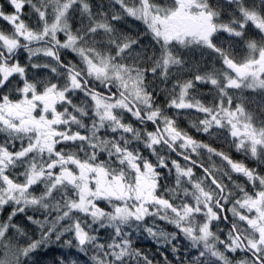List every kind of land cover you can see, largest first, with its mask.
Returning <instances> with one entry per match:
<instances>
[{
	"label": "clouds",
	"instance_id": "obj_1",
	"mask_svg": "<svg viewBox=\"0 0 264 264\" xmlns=\"http://www.w3.org/2000/svg\"><path fill=\"white\" fill-rule=\"evenodd\" d=\"M29 3H31V0H29ZM70 5L71 0H68V3L62 6L58 23H48L44 13H40L42 19L41 27L34 31H29L27 34L29 40L44 41L40 48L32 49L29 48L28 44L22 45L28 50L30 56L34 52H42L45 56L51 57L52 60V62L45 61L33 64V71L38 73V75L31 81L25 79L24 87L26 89H37L44 97L48 93L55 92L57 99L65 101L67 104L62 112L53 113V130L45 143L30 145V148L38 149L41 153L46 152L47 161L29 163L27 183L21 191L24 192L29 185L38 181L43 182L44 191L41 196L31 194L25 196L24 203L35 209L34 215L36 213L45 214L46 221L47 216L51 215L52 209H56L57 214L53 217V221L56 222L61 230H75V235L79 239V244L76 245L78 251L83 250L79 245L84 243V239L81 238L83 229L80 225L79 217L75 213L90 215L93 222L99 223L101 227L107 224L109 227L119 231L121 226L130 225L133 218L140 221L153 215L158 217L161 209L165 211L171 209L173 213H176L172 223L177 226L179 231L183 233L185 240L189 242V252L192 249L196 250L183 264H199L205 258H207L206 264H251L250 261L233 259L236 248L241 245L233 243L229 246L225 243L224 249H220L216 245L213 250V245L220 241V237L218 232L212 229L211 225L213 221L218 224L220 216L208 206L213 201L218 203L220 194L217 193V189H220L222 193L223 187L216 179L212 165L206 167L203 163H199L198 160L190 157H187L189 163L184 166L179 165L175 159L171 161L176 167L177 173L189 178L195 190L192 195L195 196L197 205L203 206V208L185 206L179 213L170 203V197L173 193L169 192L160 183V180L163 179V173L156 171L158 166H164L167 169V157L156 151L157 146H160L161 140L169 149L181 155L190 150L191 153L200 156L199 150L202 149H207L209 153L219 154L207 141L195 139L187 130L181 129L177 131L176 129L180 127L179 117L167 113L166 109L169 105L177 108L192 107L202 110L205 116L203 120L197 123L195 119L189 118L188 123L198 132L206 135H213L211 128L214 123H222L226 119H231L237 113L239 118L243 120H264V116H260L254 111H249L243 101L238 100L233 106L232 97L228 91V86L236 81H239L237 86L253 88L256 83L255 74L251 78H248L245 73L233 74L231 72L232 65L227 61L229 52L221 44L210 43L211 36L217 34L220 29H227L229 33L236 30L227 24L215 23L214 17L218 16L219 13L207 6L208 14L204 19L208 23V32L199 42L202 45V49L201 53L197 54L210 55L213 59L219 60L224 67L214 73L196 72L186 78L180 84V102L177 103V98L172 97L168 100L167 105L162 106L156 102V97L153 95L155 91L153 82L158 79L165 80L172 73L187 71L188 60L181 54L168 52L165 60V64L168 67V72L166 73L159 70V62L153 59L147 50L142 48L144 36L152 33L150 21L144 18L145 9L148 7L144 0H140L139 4L131 7L125 4L124 0H109L108 7L104 8L101 6L97 13H93L89 6L85 5L87 22L81 20L75 27L72 16L68 11ZM32 7L36 8V5L33 4ZM37 11L39 13L40 10L37 9ZM153 11L159 15L158 10L153 9ZM136 23L145 25V32L137 34ZM60 33L65 36L63 40L59 38ZM179 43L181 47L186 46L184 41ZM187 44H191V40ZM20 46L13 41L8 46L7 51L12 53L14 48ZM249 46L264 49V36L259 41H253ZM64 53L71 54L67 63L61 60V55ZM3 55L4 53L0 52V57ZM73 56L76 57L75 60L71 58ZM24 69H27V65L24 66ZM24 69H21L22 76L25 75ZM61 77H63L62 83ZM197 83H207L210 89L215 90L212 94H218V99L214 104L194 96L189 98V89L194 88ZM261 86L264 87V82H261ZM101 88L107 89L109 92H111L112 88H115L116 92H112L111 96H106L99 91ZM69 91L73 92V96L67 95ZM98 98L105 101L102 107L98 103ZM225 98L228 99L227 105L224 104ZM89 101H91V104ZM141 107L144 110L143 115H141ZM89 108L100 117L101 127H103V122L107 121L108 126L113 131L123 129L125 132L132 133V139L137 141L142 139L141 130L134 128L130 122L123 123L122 117L112 116L111 110L113 108H126L133 117L141 120V122L152 121L155 123L156 119L159 118L163 122V133L158 128L155 132H147L142 139L143 146L153 156L158 157L157 163H148L147 157L142 156L140 149L130 150L127 146L121 147L119 141L115 139L99 141L95 138V133L86 138L78 131L72 132L71 135L67 134V130L54 131L55 127H58L60 123L65 125L73 123L80 128H86L85 121L88 118ZM261 112H264V107L261 108ZM105 113H108L107 117ZM223 127L229 128L230 125L223 123ZM20 130L23 129L21 128ZM165 134L168 137L167 139H164ZM76 139L83 140L86 144L101 150L107 148L110 153H113L116 161L121 166L117 175H121L124 168L139 172L137 161H145V167L152 173L151 192L148 195H144L140 191H136L134 202L129 200L131 207L126 208L123 213L108 212L100 207L97 203L98 200L110 202V194L100 188L89 193L86 197L81 195L79 198L72 199L64 205L53 203L55 200L54 190L63 186L60 181L67 176L65 169L69 164H73L74 159L80 158L77 150L66 151L64 148L58 149L57 145L61 141ZM82 149L83 146H81ZM28 151L29 148H25L20 155H26ZM103 163V161H100L96 166L99 167ZM57 167L60 168L58 174L54 171ZM195 167L202 169V176L192 179L195 175ZM86 170L91 171L90 168ZM237 170L243 169L239 168ZM81 182L82 178L77 181V188H79ZM184 191L187 192L188 189L185 188ZM13 199L17 198L13 197ZM7 204V198L0 197V206ZM203 209H207V211H203ZM229 209L236 214L238 211L237 202L234 201L229 206ZM20 211L22 209L13 208L7 220L2 222L0 238L11 240L9 225L13 216ZM198 212L203 213L204 219L200 222L202 226L198 229L199 234H194V228L184 227L182 222L192 223V214ZM26 219L34 225L47 226L41 221H34L31 215L27 216ZM165 219H167V215ZM53 221H48L47 223L52 224ZM64 221H67V223ZM49 231H51V228H49ZM170 235L173 239L177 238V232H172ZM88 238L95 239V237ZM209 240L212 243H208ZM220 242L223 243V241ZM36 247L35 242L29 243L27 246L17 247L18 259L16 264H26L25 257L28 256L30 250ZM229 252L233 256H229ZM49 264H78V261L74 255L66 252L64 255L58 254L49 261Z\"/></svg>",
	"mask_w": 264,
	"mask_h": 264
},
{
	"label": "trees",
	"instance_id": "obj_2",
	"mask_svg": "<svg viewBox=\"0 0 264 264\" xmlns=\"http://www.w3.org/2000/svg\"><path fill=\"white\" fill-rule=\"evenodd\" d=\"M154 0H144L147 5H152ZM164 1V0H162ZM14 2L21 4V11L19 13L21 23L29 30L34 31L42 25V19L40 13H44L45 19L48 23L57 15L58 5L68 0H0V37H16L15 28L6 19L8 16H12L15 13ZM128 6H135L140 3V0H124ZM109 0H71L69 8V14L72 16L74 27L79 24L81 20L87 22V13L85 12V5H88L93 13H97L101 6L108 7ZM35 4L36 8L32 5ZM220 2L217 6L218 10H221L220 17L224 19L222 14V6ZM117 7H119L117 5ZM39 9V13L37 11ZM232 9V8H231ZM230 18L234 17V13L230 12ZM237 17V14L235 15ZM135 28L137 34L145 32V25L136 23ZM103 32V30H101ZM59 38L64 39V36L60 33ZM159 38H154L149 34H146L142 40V48L147 50L152 58L157 60L160 64V71H164L162 67V59L164 55V45L161 42L155 41ZM44 44V41H33L29 48H40ZM223 45V44H222ZM228 47L229 44L223 45ZM0 52L4 55L0 57H10L11 54L7 53L0 38ZM70 53H64L61 55V60L65 63L68 62ZM73 60L76 57H71ZM45 61L52 62L51 57H47L43 54H32L30 56L28 50L25 48L19 49L18 52L10 60V63L17 62L25 70V75L20 73L10 77L15 85H10L4 80L5 76L0 71V94L5 93L7 87H17V83L20 79L33 80L38 73L33 71L32 65L36 63H43ZM79 63V61H77ZM151 63V61H149ZM168 72V71H164ZM189 72V71H187ZM8 78V77H7ZM186 79L185 73H172L167 79H158L153 82L155 91L153 95L156 97V102L166 105L168 97H176L180 84ZM61 83L63 77L60 78ZM175 82V83H174ZM215 90L210 89L209 85L196 86L193 89L194 97L201 98L206 102L215 103L218 99V94H212ZM230 96L232 97V105L234 106L238 100L243 101L249 111L261 114V108L264 107V97L261 93L253 92L252 90L237 91L228 89ZM169 97V98H170ZM224 104H228V99L225 98ZM67 106L66 102L63 104V109ZM178 110L172 108V113ZM179 119L180 116L178 115ZM242 122L251 124L253 127L263 129V122L261 119L255 121H247L241 119ZM213 135H202V141H207L211 147L217 150L219 155L225 156L229 161L239 164L242 168L249 170L252 176V181L243 172H235L231 166L222 159L213 158V163L210 164L206 160H201L206 167L212 165L214 169V175L216 179L221 183L223 187V195L219 200V204L223 206L225 218L222 216L221 209L214 201V210L219 214L220 219L217 224L212 222V229L217 231L220 237V241H217L213 245V250L216 245L220 249H224V245L230 243L231 237L234 236L232 227L236 230L238 235L243 240L245 246L248 249H252L247 245V238L255 236L254 230L250 228L244 221H242L237 215L232 213L229 206L233 201H237L243 198V195L247 194L250 197H254L258 192L262 190L264 185V144L257 145L254 150H251L248 144H242L237 147L236 138L232 137L228 128L213 127L211 129ZM26 144L20 140L13 139L11 135L2 133L0 134V147L6 148L9 152H17L21 150ZM164 153V152H163ZM142 156H144L142 154ZM145 157V156H144ZM179 162V165L184 166L182 161L174 157ZM151 163L156 164L157 159L154 158ZM28 159L21 160L17 163V169L12 173H8L9 176L21 179L24 172L22 167L25 166ZM159 172L163 173V179L160 183L172 192L170 197L171 205L179 212L185 206L193 208L195 204V196L192 195L194 188L191 182L186 176L177 173L176 169L171 166L169 169L159 168ZM194 179L197 176H202V171L195 168ZM209 183H211L209 181ZM188 191L185 192L184 189ZM264 188V186H263ZM175 190V191H173ZM44 191V189H43ZM68 191V190H67ZM69 192V191H68ZM217 193L218 190H217ZM39 196L41 194L32 193ZM55 200L53 203L64 205L68 202V194L58 191H54ZM227 197V199H225ZM11 204V203H10ZM217 206H216V205ZM8 207H3L0 213V227L3 226L2 222L7 220L8 215L14 208L13 204ZM22 211L17 212L13 216L10 222V236L11 240H5L0 238V264H16L18 255L16 248L19 246H27L29 243L35 242L37 247L29 251L27 257H25L26 264H49V261L55 258L58 254L64 255L66 252H70L74 255L78 261V264H183V262L189 258L196 250L192 249L189 252V242L184 238V235L176 225L172 223V219L175 217V213L168 209L165 211L161 209L159 216L145 217L143 220L137 221L133 218L130 225H123L117 231L113 227H109L105 224L103 227L99 223L93 222L90 215L83 213H75L79 217V222L82 229L85 232V240L82 245H79L82 251H78L76 245L79 244V240L75 235V230H61V228L53 221V217L57 214L56 209H52L51 215L47 216L45 220V214L36 213L35 209L31 206H26ZM111 211V208H110ZM73 212H75L73 210ZM33 216L34 221H41L47 226L34 225L30 223L26 217ZM167 215V219L165 216ZM192 223L183 222L185 227H193L194 234H199L198 229L201 227V221H203V213H193ZM48 221H53L52 224H48ZM67 223V221H64ZM51 228V231H49ZM172 232H177V238L173 239L170 235ZM230 234V235H229ZM88 237H95V239H89ZM235 237V236H234ZM208 243H212L211 240ZM200 247V246H198ZM253 250V249H252ZM255 255L264 264V251L255 252ZM229 256H233L231 252ZM206 259L200 261L199 264H206ZM215 259V258H214ZM233 259H241L250 261L251 264H258L253 256L247 252L243 247H238L235 251Z\"/></svg>",
	"mask_w": 264,
	"mask_h": 264
},
{
	"label": "flooded vegetation",
	"instance_id": "obj_3",
	"mask_svg": "<svg viewBox=\"0 0 264 264\" xmlns=\"http://www.w3.org/2000/svg\"><path fill=\"white\" fill-rule=\"evenodd\" d=\"M219 2L221 3L220 6L223 7L222 11L225 13L222 14L224 19H221L220 17L221 10L217 9ZM149 6L151 12H153V9L159 10V15H154V18L156 19V26L153 27L154 31L152 30L150 35L154 38H159V40L155 39V41L161 42L164 45V55L162 62L163 60H166L168 52L183 55L188 60L187 71L189 72H184L186 78L190 77L196 72L214 73L224 67V65H222L219 60L213 59V57L210 55L204 56L203 54H197L201 53L202 49V45H200L199 42L208 32V23L204 19V17L208 14L207 6H210L211 10L218 12L219 15L214 17V22L219 24H227L236 31L229 33L227 29H220L217 34L211 36L210 43H217L221 45L228 43L229 46H224V48L229 52L227 61L232 65L231 72L233 74L245 73L248 78H251L252 75L255 74L256 81L253 88L237 86L239 81H236L234 83L235 85H229L228 89L237 91L252 90L253 92L261 93L264 97V87L261 86V82H264V49L249 46L253 41H259L261 37L264 36V0H154L152 5ZM231 10L234 13V17L232 18L229 16ZM169 12H172V14H170L168 19H164V14ZM236 14L237 17H235ZM245 15L249 16L251 19H247ZM188 16L193 17L200 24V28L197 33L190 37L185 36L182 31L185 24L183 19L184 17ZM237 33H239V35H237ZM4 37L7 39L6 36ZM189 40H191V44H187ZM36 41L40 42L39 40ZM180 41H184L186 46L181 47L179 43ZM32 42L33 41L27 42L23 39H20L18 44L21 46L14 48L12 54L10 53V57L3 58L7 64L16 65L19 68L18 72L11 74L8 76V78L5 76L6 79L4 81L11 83L10 85H15V82L12 81L10 77L18 73L21 74V69H23V67L17 62L10 63V60L19 49L24 48L22 45L30 44ZM164 71H168L166 64ZM24 81L25 79H20L17 82L19 83V85L17 84V87H7L5 88V93L0 94V134L5 133L11 135L13 139H18L26 144L21 150L17 152H9L6 148L0 147V191L5 190L6 188L10 189L12 187L25 186L27 183L29 163L47 161L46 152L41 153L38 149L30 148V145L45 143L46 139L50 135V132L53 130V113L62 112L63 104L65 103V101L57 99L55 92H51L48 93V95L53 94L55 99L54 108L47 109L46 106L49 105V102L48 100H45V98L48 95L44 97L37 89H26L24 87ZM200 85L208 84H196V86ZM193 89L194 88L189 89V98L194 96ZM99 91L103 92L106 96H111V93L116 92V89L112 88L111 92H109L107 89L101 88ZM67 95L73 96V92L69 91ZM117 95H119V93H117ZM169 97L168 100L172 98ZM104 102L105 101L103 99L98 98V103L101 107L103 106ZM89 103L91 104V101H89ZM172 108L174 110H178L175 115L180 116L178 121L180 127L176 130L180 131L181 129H185L191 133L195 139L202 141L201 136L204 134L193 128L188 123V119H195L197 123H199L200 120L205 118L203 111L192 107L177 108L173 105H169L166 109L169 115H174L172 113ZM69 110L71 111L70 107ZM140 110L141 115H143V108L141 107ZM111 115L122 117L123 123L130 122L134 128L140 129L142 139L147 132H155L158 128L161 130V133H163V122L159 118L156 119L155 123L152 121L141 122V120L133 117L126 108L116 111L111 110ZM105 116L107 117L108 113H105ZM260 116H264V112H261ZM232 119L234 127H236L239 131L244 132V136L242 137V142L240 145L245 143L250 145L249 139L254 137L256 131H261V133L264 132V127L263 129H258L249 123L242 122L238 113L234 114ZM262 122L264 124V120H262ZM85 123L87 125L86 128H80L78 125L73 123L68 125L60 123L58 127H55L54 131L61 132L67 130V134L69 135H71L72 132L78 131L86 138L91 136L92 133H95V138L99 141L115 139L119 141V145L121 147L127 146L130 150L138 148L140 149L141 154H143L148 159L153 161L154 158H156L158 160L157 156H153L148 151V149L143 146L142 139L141 141L132 139V133L125 132L123 129H117L113 131L108 126L107 121L103 122V127H101L100 117L97 116L91 108L88 109V118ZM213 127H219V125H213L212 128ZM21 128L23 130H20ZM228 129L231 134L230 130L232 128L229 127ZM167 138L168 137L165 134L164 139ZM263 144L264 139L262 142V139L256 138V143H254V146L250 148L251 150H254L257 145ZM81 146H83L82 150ZM25 148H29V151L26 155L15 161L11 159L8 161L4 160L5 154L9 156L19 155V153H22ZM57 148H64L66 151L75 149L78 151L80 157L79 159H74L73 164H69L65 169L70 171L73 175L75 182L74 185H70L61 179L60 184L63 186L57 188L58 191L68 194V201L77 199L82 194L87 196L89 193L97 190V188H100L110 194V202L106 200H98L97 203L101 208L111 212L114 209L120 210L130 208L131 205L129 204V200H133L134 202L136 191H140L144 195H148L151 192L150 186L152 183V173L149 172L145 167L146 162L143 160L137 161L139 165V172L133 171L129 168H124L123 173L121 175H117V172H119L121 166L116 161L115 155L110 153L107 148L101 150L93 147L92 145L86 144L85 141L80 139L61 141V143L57 145ZM203 150L205 149L199 150L200 156H197L195 153H191L190 150L184 152L181 155L169 149L168 146L164 144L163 140H161L160 146H157L156 149L158 153L167 157V169L173 166L171 161L174 159V157L178 158L184 164L189 163L187 157L198 160L199 163H201V160H208V158L204 156ZM213 154L219 156V154ZM213 158L214 157L212 156L210 161H208L213 163ZM24 159H28V162L26 163L25 170L24 167H22L24 174L21 179H16L9 176L8 173L15 171L17 169L16 164ZM100 161H103L104 163L97 167L96 165ZM147 162L151 163L149 160H147ZM177 163L179 164L178 161ZM162 167L165 168L164 166H158L156 171H159V168ZM173 167L176 169L175 166ZM87 168H90L91 171H87ZM195 168L202 171V169L199 167ZM54 171L58 174L60 172V168L57 167L54 169ZM243 173H245V175H247V173L251 175L249 170L246 169H244ZM81 178L82 182L80 183L79 188H77V181ZM43 189V182L38 181L27 187L26 195H33L32 193L43 195ZM7 200V205L0 206V213L3 207H8L11 209V204H13L14 208H23L29 206L27 204H16L14 201L9 199ZM262 240L264 241V236L262 237Z\"/></svg>",
	"mask_w": 264,
	"mask_h": 264
},
{
	"label": "rangeland",
	"instance_id": "obj_4",
	"mask_svg": "<svg viewBox=\"0 0 264 264\" xmlns=\"http://www.w3.org/2000/svg\"><path fill=\"white\" fill-rule=\"evenodd\" d=\"M65 3H68V2H64V3H61V4L58 5L57 15L51 21V23L52 22H56V23L59 22L60 10H61L62 6ZM13 5H14V8H15V13L12 16H8L6 19L15 28L17 36L16 37H7V39H5L4 36L0 37L1 40H2V43H3V46L5 47L6 51H7L8 46L13 41H15L17 43L20 41V39H23L24 41H27V42L36 41L35 39L29 40L27 38V34H28L29 30L20 21L19 13L21 11V4H19L18 2H14ZM147 6L148 7L145 9V12H144V18H145V20H149L150 21V23L152 25V30L154 31L153 27L156 26V19L154 18V15L156 13L153 10H152L153 12H151L150 6L149 5H147ZM156 10H158V9H156ZM170 14H172V12L164 14L163 18L164 19H168ZM245 16H246L247 19L248 18L251 19L249 16H247V15H245ZM61 34L64 36L63 33H61ZM64 38H65V36H64ZM33 49H36V48H33ZM7 53H9V52L7 51ZM33 54H36V55L37 54L38 55L39 54H43V55H45L42 52H34ZM164 61L165 60H163V64H162L163 68H165ZM0 71L2 72V74L4 76L8 77V76H10L13 73L18 72L19 68L16 65H9L3 59H0ZM179 95H180V88L178 90V94L176 95L177 103L180 102L179 101ZM121 109L122 108H113L112 110L116 111V110H121ZM223 123H228L230 125V127L232 128L230 130L231 134H232V136L234 138H236V141H237L236 144L240 146V143L242 142V137L244 136V132L243 131H239L236 127H234L232 118L231 119H226L222 123H214L213 125H219V127H223ZM256 138L262 139V142H263L264 132L261 133V131H256L254 137L249 139V142H250L249 147L254 146V143H256ZM203 154H204V156H206L208 158L209 161H210V158L213 156L215 158L222 159V161L226 162L227 164H229V166H231V164L233 163V162L229 161L225 156H221V155L218 156V155H214L213 153H209L207 151V149L203 150ZM22 156H24V155H20V153H19V155H15V156H9V155L5 154L4 155V160L8 161V160L11 159V160L15 161V160L19 159ZM205 160L208 161L207 159H205ZM237 166L238 167H242L239 164ZM246 176L248 177V179L250 181H252V176L249 175V173H247ZM193 177H192V179H193ZM187 179H188V177H187ZM263 186L264 185L261 186L262 190L260 192H258L254 197H250L249 195L245 194V195H243L242 199H239V200L235 201V202H237V208H238V211H237V213L235 215H237L242 221H244L250 228H252L254 230L255 236L247 238V245L250 248H252L257 253L261 252V251L262 252L264 251V241L262 240V237L264 236V188H263ZM22 188H24V186L12 187L10 189L6 188L5 190L0 191V197L7 198V199H9L11 201H14L16 204L26 205L24 203V198H25V196H27L26 195V190L24 192H22L21 191ZM82 195L86 197L85 194H82ZM13 197H16L17 199H13ZM194 207L203 208L202 205H197L196 198H195V204H194L193 208ZM208 207L211 208L213 211H215L214 210V201L211 204H209ZM125 210L126 209H120V210L114 209L111 212L123 213ZM181 211H179V212H181ZM203 211H207V209H203ZM175 215H176V213H175ZM81 238H83L85 240V232H84V230H83ZM233 243H235L237 245H240L239 242L236 240V238L234 236L231 237L230 243L228 245L231 246Z\"/></svg>",
	"mask_w": 264,
	"mask_h": 264
},
{
	"label": "water",
	"instance_id": "obj_5",
	"mask_svg": "<svg viewBox=\"0 0 264 264\" xmlns=\"http://www.w3.org/2000/svg\"><path fill=\"white\" fill-rule=\"evenodd\" d=\"M184 28H183V34L185 35V36H193V35H195L196 33H197V31L199 30V28H200V24L198 23V21L197 20H195L193 17H190V16H188V17H184ZM32 43H30V44H28V46H30ZM23 47V46H22ZM45 100H48V102H49V105L48 106H46L47 107V109H53L54 108V103H55V99H54V97H53V94H51V95H48L46 98H45ZM232 169L234 170V171H239V172H243L244 170H237V169H239V168H237V166L236 165H232ZM65 172L67 173V176H65V177H63L62 179L66 182V183H68V184H70V185H74V177H73V175L71 174V172L70 171H68V170H65ZM218 191H219V193H220V195H219V199H218V203L216 202V204L219 206V208L221 209V212H222V216L225 218V213H224V210H223V207H221V205L219 204V200H220V198L222 197V195H223V192L221 193V190L220 189H217ZM232 231H233V233H234V236H235V238L238 240V242L240 243V245H241V247H243L247 252H249L252 256H253V258H254V260L258 263V264H263L262 263V261L255 255V253H254V251L252 250V249H248L246 246H245V244H244V242H243V240L241 239V237L238 235V233L236 232V230L234 229V227H232Z\"/></svg>",
	"mask_w": 264,
	"mask_h": 264
}]
</instances>
